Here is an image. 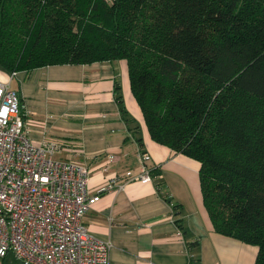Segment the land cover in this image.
I'll list each match as a JSON object with an SVG mask.
<instances>
[{"label": "trees", "instance_id": "16d2710c", "mask_svg": "<svg viewBox=\"0 0 264 264\" xmlns=\"http://www.w3.org/2000/svg\"><path fill=\"white\" fill-rule=\"evenodd\" d=\"M119 59L151 138L199 162L215 231L264 264V0H0L8 72Z\"/></svg>", "mask_w": 264, "mask_h": 264}, {"label": "crops", "instance_id": "0c3cea01", "mask_svg": "<svg viewBox=\"0 0 264 264\" xmlns=\"http://www.w3.org/2000/svg\"><path fill=\"white\" fill-rule=\"evenodd\" d=\"M0 81L16 90L31 140H58L53 157L87 166L91 191L111 175L137 173L142 166L150 171L148 183L130 181L101 193L83 217L92 235L110 243L109 264H254L255 245L215 231L203 202L199 162L151 138L126 60L14 72L0 67ZM116 81L130 124L115 99ZM0 264L22 263L9 252Z\"/></svg>", "mask_w": 264, "mask_h": 264}, {"label": "built area", "instance_id": "2783aa9c", "mask_svg": "<svg viewBox=\"0 0 264 264\" xmlns=\"http://www.w3.org/2000/svg\"><path fill=\"white\" fill-rule=\"evenodd\" d=\"M59 148L56 139L31 140L16 90L0 81V262L11 252L22 264H109L111 245L89 232L85 213L106 190L152 180L142 166L91 191L90 169L54 158Z\"/></svg>", "mask_w": 264, "mask_h": 264}]
</instances>
